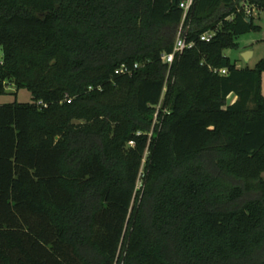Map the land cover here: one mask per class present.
<instances>
[{"label": "trees", "instance_id": "1", "mask_svg": "<svg viewBox=\"0 0 264 264\" xmlns=\"http://www.w3.org/2000/svg\"><path fill=\"white\" fill-rule=\"evenodd\" d=\"M184 1L0 0V264H264V0Z\"/></svg>", "mask_w": 264, "mask_h": 264}, {"label": "rangeland", "instance_id": "2", "mask_svg": "<svg viewBox=\"0 0 264 264\" xmlns=\"http://www.w3.org/2000/svg\"><path fill=\"white\" fill-rule=\"evenodd\" d=\"M253 24L259 27V29L239 37L237 40L238 49H228L223 52L232 62H236L239 66L249 69H253L257 62L264 58V11L257 12V16L253 19ZM242 51L251 53L249 61L245 62V58L241 54ZM1 59L2 50L0 49V61ZM262 85L264 89V72L261 76V90ZM12 103H31V95L27 90H19L16 92L12 86H7L5 94L0 96V104Z\"/></svg>", "mask_w": 264, "mask_h": 264}, {"label": "built area", "instance_id": "3", "mask_svg": "<svg viewBox=\"0 0 264 264\" xmlns=\"http://www.w3.org/2000/svg\"><path fill=\"white\" fill-rule=\"evenodd\" d=\"M192 3H193V0H186L180 4V8L184 11L183 18H185L186 13H187L188 9L190 8V6L192 5ZM245 12L247 15H253V13H254V11L249 9V8H246ZM212 37H213L212 33H205L200 37V40L204 41V42H209L212 39ZM193 45H194L193 43H187L185 41V38L183 36V31L180 28V30L176 36V39H175V43L173 46L172 53L162 55L161 61L164 64H167L169 66L172 64L174 57L176 55L182 54V52L186 49H191L193 47ZM0 64H1V61H0ZM134 68H137V65H135ZM213 72L214 73L218 72L222 75H224L226 73L225 70H220V71L214 70ZM121 73L122 74H129L130 70L127 67L122 66L118 71H116V74H121Z\"/></svg>", "mask_w": 264, "mask_h": 264}, {"label": "crops", "instance_id": "4", "mask_svg": "<svg viewBox=\"0 0 264 264\" xmlns=\"http://www.w3.org/2000/svg\"><path fill=\"white\" fill-rule=\"evenodd\" d=\"M255 16H257V12L254 11V13H253V19H254ZM241 54H242L243 57L245 58V62L249 61V59H250V57H251V53H250V52L242 51ZM235 64H236V67H237V68H243V67L239 66L236 62H235ZM261 92H262V96L264 97V89H263V85H262V90H261Z\"/></svg>", "mask_w": 264, "mask_h": 264}, {"label": "water", "instance_id": "5", "mask_svg": "<svg viewBox=\"0 0 264 264\" xmlns=\"http://www.w3.org/2000/svg\"><path fill=\"white\" fill-rule=\"evenodd\" d=\"M233 99H234V95H231L230 98H228V100L226 101V104L229 105Z\"/></svg>", "mask_w": 264, "mask_h": 264}]
</instances>
